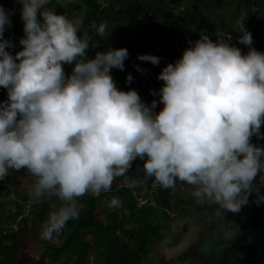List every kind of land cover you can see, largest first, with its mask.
<instances>
[{
    "label": "clouds",
    "instance_id": "1",
    "mask_svg": "<svg viewBox=\"0 0 264 264\" xmlns=\"http://www.w3.org/2000/svg\"><path fill=\"white\" fill-rule=\"evenodd\" d=\"M19 2L25 36L15 56L7 50L15 45L4 39L9 12L0 5V87L8 95L0 102V181L27 169L35 178L33 200L55 196L61 202L41 225V239L58 238L79 218L78 198L109 192L137 158L144 161L143 177L132 187L151 180L153 187L175 190L180 181L198 202L232 213L253 192L258 204L264 202L254 187L264 173V147L251 142L253 135L264 138V52L251 47L242 22L246 54L230 33L216 32L213 41L201 30L182 57L162 69L163 108L156 112L157 100L148 105L137 90H120L113 79V68H125L126 47L87 56L98 46L89 33L106 38L107 22H92L80 35L78 25L48 7L50 0ZM138 59L158 65L161 58ZM66 64L74 65L70 76ZM121 203L113 197L108 206Z\"/></svg>",
    "mask_w": 264,
    "mask_h": 264
},
{
    "label": "trees",
    "instance_id": "2",
    "mask_svg": "<svg viewBox=\"0 0 264 264\" xmlns=\"http://www.w3.org/2000/svg\"><path fill=\"white\" fill-rule=\"evenodd\" d=\"M63 1L62 5L50 0L48 7L69 19L78 18L80 35L89 30L92 22L97 25L107 22L109 35L106 38L89 33L93 41H98V46L90 47L87 56L94 58L97 51L126 47L129 56L125 68L123 71L113 68V79L120 90H137L148 105L157 100L156 112L163 108L159 103V90L164 82L157 79L159 73L168 63H175L182 57L190 46L189 41L200 38L201 30H206L213 41L217 40L216 32L230 33L231 43L246 54L249 46L239 42L244 34L239 29L242 22L252 34L251 47L264 52V0ZM0 5L9 12L11 25L6 27L4 39L15 45L7 49L15 56L22 50L20 39L25 36L22 4L16 0H0ZM202 12L212 14L205 25ZM141 54L156 55L161 58L160 63L153 65L141 61L138 59ZM73 67L64 65L67 75H71ZM129 74L133 77L131 82L127 80ZM7 98V89L0 87V102ZM260 131L264 133V124ZM251 142L264 147V138L257 135H253ZM143 163L137 159L126 176L114 180L109 192H102L98 197L91 193L79 197L78 203L82 205L79 218L70 220L62 234L54 239L61 241L58 245L44 243L40 233L49 212L56 210L61 202L55 196L33 200L31 189L27 192L29 187H19L22 169L10 171L0 181V264H95L96 260L101 264H174L175 258L159 259L154 253L163 239L169 238L172 246L180 240L177 223L187 215L189 204H194L196 209L194 221H200L198 234L195 242L178 255L179 261L186 264H264V202L260 203L261 213L246 211L250 204L257 202L255 192L249 195L248 206L242 208L241 213L229 212V216L223 218L224 210L214 203L201 205L193 201L194 198L184 199L178 190L180 181L175 190L153 187L151 180L130 186L132 180L143 177ZM262 177L264 173L255 182ZM34 182L32 180L29 185L31 188ZM132 190L139 197H147L151 191L155 204L139 206ZM260 194L264 195V187ZM113 197L122 202L120 207L108 206ZM217 210L220 215L216 214ZM31 234L39 245L44 243L43 250L37 258L21 263L22 244H28Z\"/></svg>",
    "mask_w": 264,
    "mask_h": 264
},
{
    "label": "rangeland",
    "instance_id": "3",
    "mask_svg": "<svg viewBox=\"0 0 264 264\" xmlns=\"http://www.w3.org/2000/svg\"><path fill=\"white\" fill-rule=\"evenodd\" d=\"M17 2H19V0H16ZM58 3L60 4H64L63 0H57ZM212 18V14L209 12H202V23L205 25L207 24ZM76 25L79 22L78 18H73L71 19ZM205 29V26L203 27ZM139 159V158H137ZM140 160V159H139ZM32 180L35 181V178L32 177L31 175L27 174L26 169H22L20 171V180H19V187H22L23 185H26L27 187V192L30 191L31 187L29 186L32 182ZM258 186L260 189H262L264 187V184L261 183V181H257L254 182V187ZM179 192L182 193V196L184 199H191L194 198L193 201H197V199L195 197L192 196V191L193 188L186 184V183H181L179 186ZM200 203V202H198ZM210 202H205V203H200L202 204H208ZM194 204H189L187 212H186V216L181 218V226H179L180 224L177 223V229H178V233L181 234L180 236V240L177 242V244L175 245H170L169 244V238H165L163 239L160 243L159 246L155 249V253L154 256L155 258H164V259H168V258H175L174 260V264H186L185 262L179 261L178 260V255L184 250L186 249L190 244H192L193 242H195L196 238H197V234H198V226H199V222H195L194 221V217L196 216V209L193 206ZM248 206L247 205L243 206L242 208H245ZM243 211V210H242ZM241 211V212H242ZM247 212H255V213H261V204L259 203H255L253 205L250 204V207L247 208L246 210ZM245 211V212H246ZM240 212V211H239ZM240 212V213H241ZM229 212H224L221 216H223V218L226 215L229 216L228 214ZM174 213H172L173 215ZM217 215H220V211L217 210L216 211ZM242 216L244 217V213L242 214ZM241 216V217H242ZM217 218L214 219V222H217ZM202 224V223H201ZM173 237V235L171 236ZM45 242H52L55 243L56 245H58L61 241H55V240H44ZM43 243V244H44ZM41 244L39 245L33 238L32 234L29 237V241L28 244H22V250L20 253V261L21 263L27 262L29 260H33L34 258H37L38 254L43 250L44 245ZM95 264H101V262L99 260H96Z\"/></svg>",
    "mask_w": 264,
    "mask_h": 264
},
{
    "label": "built area",
    "instance_id": "4",
    "mask_svg": "<svg viewBox=\"0 0 264 264\" xmlns=\"http://www.w3.org/2000/svg\"><path fill=\"white\" fill-rule=\"evenodd\" d=\"M132 193L133 195H136V191L135 190H132ZM151 191L149 193V195L147 197H139L136 195V201L138 203L139 206H142V205H146V204H150V205H154L155 202L154 200L152 199V196H151Z\"/></svg>",
    "mask_w": 264,
    "mask_h": 264
}]
</instances>
